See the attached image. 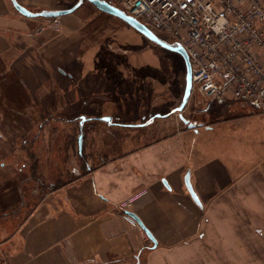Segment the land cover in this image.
<instances>
[{
	"label": "crops",
	"instance_id": "obj_1",
	"mask_svg": "<svg viewBox=\"0 0 264 264\" xmlns=\"http://www.w3.org/2000/svg\"><path fill=\"white\" fill-rule=\"evenodd\" d=\"M18 1L41 10L66 8L76 0ZM68 14L58 16L62 30L73 23ZM52 21L24 15L12 0H0V184L6 172L0 200L30 198L10 175L29 165L27 154L25 161L15 159L23 150L15 139L27 134L31 120L43 117L31 110L30 79L31 71L44 66L35 60L39 46L56 36L49 29ZM138 113L150 118L148 123L159 116L137 109L132 118ZM196 126L142 128L137 146L88 163L83 174L17 218L12 236L0 242V248L10 245L9 260L0 264H264V167H243L220 155L199 159L188 138ZM119 144L110 147L124 148ZM188 169L201 205L186 187ZM24 175L29 182L24 185L32 182L38 190L40 176ZM144 190L130 211L153 232L156 244L122 207ZM4 231L2 223L0 234Z\"/></svg>",
	"mask_w": 264,
	"mask_h": 264
},
{
	"label": "rangeland",
	"instance_id": "obj_2",
	"mask_svg": "<svg viewBox=\"0 0 264 264\" xmlns=\"http://www.w3.org/2000/svg\"><path fill=\"white\" fill-rule=\"evenodd\" d=\"M110 1L118 5L116 0ZM68 15L74 16L70 29L59 30L51 22L49 29L56 36L47 39L36 52L35 60L44 66L39 72L31 71V110L43 117L31 120L27 134L15 139L23 149L15 159L25 161L23 155H29L28 168H16L14 175L7 174L18 189H28L30 198L0 200V219H4L0 225L3 223L6 229L0 234V242L12 236L17 220L27 209L41 199H49L53 189L83 174L88 163L99 164L110 155L137 146V131L188 127L179 120L178 111L172 113V118L161 116L171 113L184 94L186 65L178 52L152 41L89 0ZM156 32L168 41L176 40L165 31ZM137 109H142L144 115H161L148 123L150 118L142 119L140 113L132 118ZM182 112L198 125L188 138L199 159L220 155L223 161H234L243 167H264V103L233 97L218 102L194 89ZM82 115L87 118L79 155ZM104 115H113L115 123L99 118ZM37 130L38 136L34 135ZM119 143H124V148L110 147ZM24 174L28 178L40 176L38 190L32 182L24 185L29 183L24 182ZM2 176L0 192L5 187L6 172L2 171ZM1 247L0 261H8L10 245Z\"/></svg>",
	"mask_w": 264,
	"mask_h": 264
},
{
	"label": "built area",
	"instance_id": "obj_3",
	"mask_svg": "<svg viewBox=\"0 0 264 264\" xmlns=\"http://www.w3.org/2000/svg\"><path fill=\"white\" fill-rule=\"evenodd\" d=\"M116 1L153 31H165L186 47L199 94L218 102L233 97L264 103V0ZM51 18L60 30L59 17ZM144 193L122 207L129 211Z\"/></svg>",
	"mask_w": 264,
	"mask_h": 264
},
{
	"label": "water",
	"instance_id": "obj_4",
	"mask_svg": "<svg viewBox=\"0 0 264 264\" xmlns=\"http://www.w3.org/2000/svg\"><path fill=\"white\" fill-rule=\"evenodd\" d=\"M85 0H77L76 3H74L70 7L66 8H57V9H41V10H31L27 8L25 5L20 3L18 0H12L14 6L24 15L27 16H42V17H57L62 16L68 13L73 12L75 9H77ZM92 2L97 8L100 10L110 13L112 15H115L136 29L143 32L146 36H148L152 41L157 42L158 44L164 46L167 49L173 50L178 52L184 59L185 65H186V85L184 89V94L182 97V100L179 105L174 107L172 109L173 112H179L182 113L184 108L186 107L187 103L190 100V97L192 95V92L194 90V83H193V67H192V61L190 58V55L186 49V47L180 42V41H168L161 36H159L155 31H153L149 26L135 17L134 15L129 14L126 10L119 7L118 5L113 4L109 0H89ZM160 115V114H157ZM182 119L188 124L189 127H194L195 123L190 122L185 116L181 114ZM86 116L82 115L80 120V133L78 135V148L79 152H82V148L84 145L83 137H84V131H83V124L86 120ZM102 120L108 121L110 123L113 122V116L112 115H104L99 117ZM115 123V122H113ZM117 123V122H116ZM185 184L187 189L189 190L190 194L192 195L193 199L197 201L200 205L202 204L199 195L197 194L192 181H191V170L188 169L185 174ZM130 216H132L136 222L145 230V232L149 235V237L154 241V243H157V240L153 234V232L144 224L140 216L133 212V211H126Z\"/></svg>",
	"mask_w": 264,
	"mask_h": 264
},
{
	"label": "trees",
	"instance_id": "obj_5",
	"mask_svg": "<svg viewBox=\"0 0 264 264\" xmlns=\"http://www.w3.org/2000/svg\"><path fill=\"white\" fill-rule=\"evenodd\" d=\"M109 1H110V0H109ZM111 2H112V1H111ZM115 5H116V4H115ZM78 153H79V155H81V153H80V152H78ZM87 166H88V165H87ZM87 166H86V168H88Z\"/></svg>",
	"mask_w": 264,
	"mask_h": 264
},
{
	"label": "bare ground",
	"instance_id": "obj_6",
	"mask_svg": "<svg viewBox=\"0 0 264 264\" xmlns=\"http://www.w3.org/2000/svg\"><path fill=\"white\" fill-rule=\"evenodd\" d=\"M107 13V12H106ZM110 14V13H109ZM115 16V15H114ZM117 17V16H116ZM119 18V17H118ZM121 19V18H120ZM123 20V19H122ZM126 22V21H125ZM114 122V121H113Z\"/></svg>",
	"mask_w": 264,
	"mask_h": 264
},
{
	"label": "flooded vegetation",
	"instance_id": "obj_7",
	"mask_svg": "<svg viewBox=\"0 0 264 264\" xmlns=\"http://www.w3.org/2000/svg\"><path fill=\"white\" fill-rule=\"evenodd\" d=\"M114 121V120H113Z\"/></svg>",
	"mask_w": 264,
	"mask_h": 264
}]
</instances>
